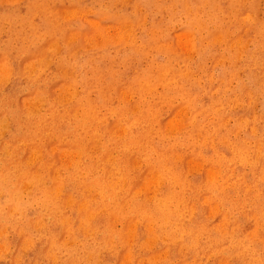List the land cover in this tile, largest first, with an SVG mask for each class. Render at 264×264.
<instances>
[{"label":"rangeland","instance_id":"rangeland-1","mask_svg":"<svg viewBox=\"0 0 264 264\" xmlns=\"http://www.w3.org/2000/svg\"><path fill=\"white\" fill-rule=\"evenodd\" d=\"M263 80L264 0H0V264H264Z\"/></svg>","mask_w":264,"mask_h":264},{"label":"bare ground","instance_id":"bare-ground-1","mask_svg":"<svg viewBox=\"0 0 264 264\" xmlns=\"http://www.w3.org/2000/svg\"><path fill=\"white\" fill-rule=\"evenodd\" d=\"M30 1V0H29ZM177 1V0H176ZM63 3V2H62ZM230 3V2H229ZM2 8V7H1ZM211 10V9H210ZM59 11V10H58ZM203 11V9H202ZM164 12V11H163ZM169 12V11H168ZM167 12V13H168ZM218 12V11H217ZM201 17V16H200ZM194 18V17H193ZM199 19V18H198ZM261 21V20H260ZM167 22V21H166ZM191 22V21H190ZM159 23V22H158ZM215 23V22H214ZM232 25V24H231ZM51 28V27H50ZM190 28V27H189ZM219 28V27H218ZM172 29V28H171ZM140 30V29H139ZM195 31V30H194ZM220 34V33H219ZM39 35V34H38ZM222 35V34H221ZM165 36V35H164ZM224 36V35H223ZM40 37V36H39ZM227 37V36H226ZM225 41V40H224ZM57 42V41H56ZM67 43V42H66ZM255 44V43H254ZM27 46V45H26ZM4 47V46H3ZM210 47V46H209ZM185 48V47H183ZM214 48V47H213ZM41 49V48H40ZM224 50V49H223ZM189 51V50H188ZM251 54V53H250ZM74 55V54H73ZM260 55V54H259ZM237 56V55H236ZM194 58V57H193ZM179 60V59H178ZM181 61V60H180ZM190 61V60H189ZM263 62V61H262ZM215 65V64H214ZM27 66V65H26ZM206 70V69H205ZM186 73V72H185ZM197 75V74H196ZM256 77V76H255ZM98 79V78H97ZM221 80V79H220ZM264 81V80H263ZM242 86V85H241ZM254 86V85H253ZM264 86V85H263ZM180 90V89H179ZM210 105V104H209ZM52 107V106H51ZM255 108V107H254ZM88 122V121H87ZM41 129V128H40ZM31 133V132H30ZM28 134V133H27ZM33 135V134H32ZM38 136V135H37ZM14 141V140H13ZM31 143V142H30ZM33 144V143H31ZM26 154V153H25ZM23 157V156H22ZM115 187V186H114ZM174 243V242H173ZM212 243V242H211ZM208 256V255H207ZM263 257V256H262ZM121 264V263H120Z\"/></svg>","mask_w":264,"mask_h":264}]
</instances>
